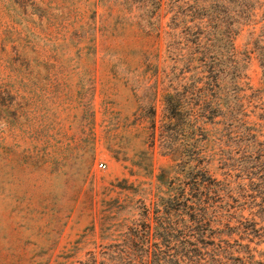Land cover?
<instances>
[{
    "label": "rangeland",
    "instance_id": "1",
    "mask_svg": "<svg viewBox=\"0 0 264 264\" xmlns=\"http://www.w3.org/2000/svg\"><path fill=\"white\" fill-rule=\"evenodd\" d=\"M192 4L164 0L153 18L141 0H0V264L80 259L149 205L173 158L159 138L172 70L165 31ZM233 45L242 83L257 87L248 29ZM176 134L179 153L186 140ZM258 142L254 157L263 134ZM251 165L248 177L264 167ZM238 175L236 191L247 183ZM100 215L109 220L99 225Z\"/></svg>",
    "mask_w": 264,
    "mask_h": 264
},
{
    "label": "trees",
    "instance_id": "2",
    "mask_svg": "<svg viewBox=\"0 0 264 264\" xmlns=\"http://www.w3.org/2000/svg\"><path fill=\"white\" fill-rule=\"evenodd\" d=\"M141 2L153 18L164 4ZM169 20L172 70L164 77L159 138L168 140L172 162L159 169L149 205L139 202L115 238L53 264H264V167L247 176L251 164L264 163L263 152L254 157L264 136V0H193L184 19L173 13ZM243 29L260 69L255 88L242 83L233 45ZM146 107L153 136L154 109ZM178 130L186 143L176 153ZM237 173L247 183L236 191ZM108 217L100 215L99 225Z\"/></svg>",
    "mask_w": 264,
    "mask_h": 264
},
{
    "label": "built area",
    "instance_id": "3",
    "mask_svg": "<svg viewBox=\"0 0 264 264\" xmlns=\"http://www.w3.org/2000/svg\"><path fill=\"white\" fill-rule=\"evenodd\" d=\"M97 166L100 167V168H103V167H104V164L99 162V163L97 164Z\"/></svg>",
    "mask_w": 264,
    "mask_h": 264
}]
</instances>
